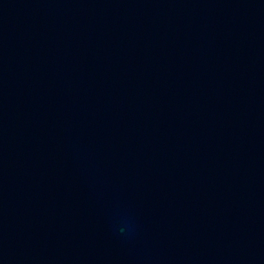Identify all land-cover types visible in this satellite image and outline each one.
I'll return each instance as SVG.
<instances>
[{"label":"water","instance_id":"water-1","mask_svg":"<svg viewBox=\"0 0 264 264\" xmlns=\"http://www.w3.org/2000/svg\"><path fill=\"white\" fill-rule=\"evenodd\" d=\"M211 142L264 228V0H94Z\"/></svg>","mask_w":264,"mask_h":264}]
</instances>
